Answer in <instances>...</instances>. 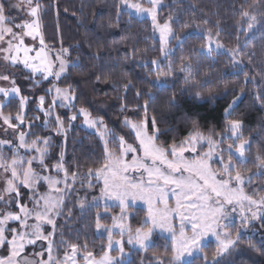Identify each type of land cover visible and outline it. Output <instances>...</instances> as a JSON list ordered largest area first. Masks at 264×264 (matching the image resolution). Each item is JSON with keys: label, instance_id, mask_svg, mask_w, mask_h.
I'll list each match as a JSON object with an SVG mask.
<instances>
[{"label": "snow or ice", "instance_id": "obj_1", "mask_svg": "<svg viewBox=\"0 0 264 264\" xmlns=\"http://www.w3.org/2000/svg\"><path fill=\"white\" fill-rule=\"evenodd\" d=\"M113 7L115 21L109 20L108 27L119 28L120 17L127 13L150 18L153 33H158L159 58L140 65L148 69L142 80L150 88L137 87L132 79L121 85L120 124L126 132L109 127L86 101L77 108V90L71 84L60 86L73 70L87 79L95 76L97 84L108 83L101 73L116 68L111 53L107 61L100 50L87 55L95 61L89 67L79 43L65 47L58 0H0V264H133L134 252L143 253L137 264H182V258L194 255H200L202 264H222L246 230L260 235L248 247L264 256V184L253 183L254 177H264V144L251 153L253 138L244 136V113H237L248 84L256 89L250 106L264 109V67L255 63V51H245L252 34L264 28V0H233L228 34H234L235 46L225 49L220 40L223 21L217 20L201 31L198 48L179 57L178 67L175 50L189 33L177 35L174 25L179 19L160 16L162 0H114ZM49 14L56 19L59 47L46 40ZM203 23L211 21L204 18ZM183 27L190 25L185 22ZM221 53L237 76L243 74L238 93L227 85L216 91L221 85L211 78L213 57ZM137 54L135 46L130 55L125 50V61ZM198 57L210 61L202 77ZM178 76L184 85L179 96L188 93L194 103L207 100L213 110L218 100L232 95L210 127L198 113H184L179 124L170 122L173 111L181 108L177 93H169ZM45 82L50 86L43 88ZM133 89L135 103L130 105ZM29 111L38 114L29 118ZM77 120L94 130L101 146V155L83 166L86 171L79 159L71 166L67 159L69 133ZM249 163L252 167H245ZM129 200L147 205L145 218L135 228L126 223ZM109 201L118 202L121 211L106 224L102 221L112 207ZM76 212L80 215L73 222ZM88 219H94L97 233H107L99 255L89 248L88 231L77 226ZM157 228L170 234L171 246L149 257ZM209 236L216 241L211 258L205 251Z\"/></svg>", "mask_w": 264, "mask_h": 264}, {"label": "trees", "instance_id": "obj_2", "mask_svg": "<svg viewBox=\"0 0 264 264\" xmlns=\"http://www.w3.org/2000/svg\"><path fill=\"white\" fill-rule=\"evenodd\" d=\"M60 6L59 25L62 30L64 46L81 45L80 53L86 54L84 62L91 67L95 61H89L87 55H91L93 52L100 50L105 53V61L108 60V53H111V59L117 61V66L114 70L105 69L101 75L107 77L108 83H104L103 80L100 83H96L95 76L91 79H87L84 73L73 70L69 76L67 82H61L60 86L65 87L67 84H71L73 88L77 90L79 100L77 101V108L81 106L85 101L91 106L93 114L103 115L105 120L109 122V127H113L117 130L126 132V129L121 128L120 120V104L122 101L118 99L122 95L121 85L128 79H132L137 87H142L145 90L150 88V85L143 82L142 78L147 74L148 69L141 67L144 61L150 62L152 59L159 58V43L158 37L153 33L150 20L146 18H137L135 16H129L127 13L120 17V27H108V21H115V10L113 7L114 0H58ZM251 2V0H249ZM233 0H162V8L160 10V16L166 17L172 15L179 19L180 23L174 25V29L177 35L183 33H189L188 38L180 48L175 50L176 66H179V57L181 55L188 54V50L192 48H198L203 40L200 38L202 30H207L212 25L216 24L217 20L223 21L221 27L223 29L220 36L221 42L224 44L225 49H230L235 46V36L229 35L231 32L232 9L231 5ZM68 11L65 12L64 10ZM204 18L211 21V24L203 23ZM95 19V25L93 20ZM187 22L190 27L185 29L183 24ZM45 34L46 40L50 44H55L59 47L60 35L56 31V19L53 14L45 17ZM104 27H101V25ZM215 28H213V35H215ZM264 28H259L252 34V38L249 41L248 47L245 51H255V63L259 67H264ZM243 40V37H241ZM91 42L92 48L89 49L88 43ZM172 44L175 45L176 41L173 40ZM135 46L138 50L137 57L132 61H125V50L131 53L132 47ZM180 49H183L181 51ZM78 52H73V59L76 58ZM201 60L199 72L200 77L208 68L209 59L204 57H198ZM215 64L212 71L214 75L211 77L214 81L220 82V87L216 89L217 92L224 91V85H227L229 89L235 88L236 92L240 91L241 82L244 77L241 73L237 76L235 73L237 69L230 66L228 58L221 53L213 57ZM245 62L247 58L245 57ZM167 64V61H165ZM245 68L244 71H248ZM225 74L223 77L221 74ZM198 77V78H200ZM155 77H151L154 79ZM259 81L260 78L257 77ZM21 83H26L21 80ZM264 83V82H262ZM50 85L45 82L43 88H47ZM184 87L182 78L179 76L175 79L174 86L169 89L170 92H176L180 101L181 108L174 110L169 117L170 122L173 124H179L180 117L187 113L192 115L198 113L201 122L204 126L210 127L211 123L219 116L221 111V105H226L228 101L232 99L230 94L227 100H218L217 107L213 110L211 102L205 100L203 103H194L187 99L188 93L184 96H179V90ZM215 87V85H212ZM248 93L243 97L237 113H244L245 119V137H252L251 153L255 155L259 145L264 144V109L257 107H251L254 104L252 94L256 91L252 84L247 86ZM27 92V87L24 89ZM37 94H43L42 89H37ZM128 93V103L134 104L133 93ZM205 95L207 90L205 89ZM165 95L162 93L161 96ZM50 99V98H49ZM15 104V101H12ZM103 105V110L97 111L96 106ZM35 107L34 104L31 105ZM8 109L6 108L5 111ZM63 112L64 110H60ZM34 111H29V118L37 115ZM70 114V113H69ZM40 129H34L39 131ZM180 131L183 133L186 131L184 126L180 124ZM101 155V146L98 145L97 138L93 131H90L82 126V120H77L73 123L68 138V153L67 159L71 166L75 159H79L82 170L86 171L84 165H91L93 160ZM245 167L251 168L252 164L249 163ZM253 183L264 184V177L257 179L253 178ZM83 195V193H81ZM96 195H99L98 190ZM91 199V197H89ZM72 205L69 204V207ZM103 211V207L99 209ZM97 209H93V216ZM131 215L128 219V224L133 228L140 225V222L144 219L146 211L143 208H130ZM119 208L112 206L109 208L108 216L102 221L106 224H111V217L117 215ZM79 212H76L73 216V222L79 218ZM85 225H90V228H86ZM78 227L88 231L89 248L95 249L97 254H100L101 247L107 243V238L102 233L95 231L94 219H88L80 221L77 224ZM258 228L259 225H256ZM261 239L258 233H254L253 230L244 232L242 239L233 250L231 255L223 258L222 264H264V256H260L256 251L249 249L248 242L259 241ZM171 241L158 234L152 235L151 247L147 252L150 257L153 252L162 251L165 247L170 248ZM129 247V246H128ZM216 244L209 241L205 245V251L209 258L215 251ZM115 254V253H113ZM140 255L143 253H133L131 259L133 264H137ZM147 264V262H146ZM182 264H202L200 256H195L188 262Z\"/></svg>", "mask_w": 264, "mask_h": 264}, {"label": "rangeland", "instance_id": "obj_3", "mask_svg": "<svg viewBox=\"0 0 264 264\" xmlns=\"http://www.w3.org/2000/svg\"><path fill=\"white\" fill-rule=\"evenodd\" d=\"M137 18H144V17H137ZM146 19L150 20V18H146ZM150 22H151V21H150ZM156 36L158 37V33H156ZM96 109H97V111H101V110H103V105L98 104V105L96 106ZM82 126L85 127L86 129H88V128H87L86 126H84L83 124H82ZM88 130L94 132V130H92V129H88ZM108 203H109L110 205H112V206H116V207L119 208V212H118V214H117V215H119L121 210H120V207L118 206V202H116V201H109ZM172 203H173V205H174V203H175L174 199L172 200ZM128 204H129V207H128V209H127V217H128V219H129V217H130V215H131L130 208H136V207H139V208H143L145 211L147 210V205H146L142 200H136L135 202L129 200ZM144 218H145V217H144ZM128 219H127L126 223H128ZM176 224H177V228H178V221L176 222ZM239 226H240V225H239V220H238V218H237V219H236V227H239ZM232 231H233V234H235L236 228H232ZM247 231H249V230H246V231H244V232H247ZM102 234L105 235L106 238H107V233H102ZM153 234H158V235L163 236V237H165L166 239H169V240L171 241L170 234L167 233V232H165V231L160 230L159 228H157L156 230H154ZM125 239H126V238H125ZM209 241H212V242H214V243L216 244L215 238L209 236V237H207V238L205 239V245H206V243L209 242ZM129 247H130V246H129ZM195 256H200V255H194V256H192V257H185V258H182V263L188 262L189 260H191V259H192L193 257H195Z\"/></svg>", "mask_w": 264, "mask_h": 264}]
</instances>
